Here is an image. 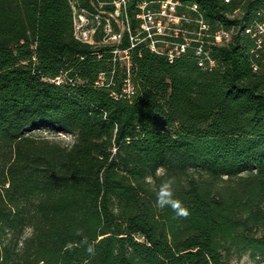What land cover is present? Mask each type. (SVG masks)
<instances>
[{
    "label": "trees",
    "instance_id": "1",
    "mask_svg": "<svg viewBox=\"0 0 264 264\" xmlns=\"http://www.w3.org/2000/svg\"><path fill=\"white\" fill-rule=\"evenodd\" d=\"M179 1L231 31L211 69L193 42L172 62L139 43L127 70L67 0H0V264H264V0ZM169 176L186 218L156 205Z\"/></svg>",
    "mask_w": 264,
    "mask_h": 264
},
{
    "label": "built area",
    "instance_id": "2",
    "mask_svg": "<svg viewBox=\"0 0 264 264\" xmlns=\"http://www.w3.org/2000/svg\"><path fill=\"white\" fill-rule=\"evenodd\" d=\"M71 10L72 33L76 40L95 44V37L101 34L102 44L113 45L110 51L112 61H120L128 70L131 52L135 45L143 44L157 54H163L172 62L191 43L198 56V65L211 69L215 60L204 49L209 43L222 44L231 37V31L224 29L210 32L207 23L200 15L196 3L184 5L179 0H138L134 19L137 24L132 29L127 14L129 0H89L90 7L80 5L79 0H67ZM228 2V0H225ZM111 6L112 9H106ZM194 16H192L193 14ZM258 32L264 37V24H257ZM249 32V28L246 29ZM129 39V46L119 48L123 34ZM259 41V40H258ZM67 72H61L51 79L56 85L62 84ZM106 77L99 74L95 84H103ZM127 77L123 79L122 92L126 96L134 93V86ZM71 81V79H68ZM106 85H109L108 83Z\"/></svg>",
    "mask_w": 264,
    "mask_h": 264
},
{
    "label": "clouds",
    "instance_id": "3",
    "mask_svg": "<svg viewBox=\"0 0 264 264\" xmlns=\"http://www.w3.org/2000/svg\"><path fill=\"white\" fill-rule=\"evenodd\" d=\"M175 182V177L169 176L161 183L157 192L156 205L161 209L170 207L177 216L186 218L189 215L188 209L182 205L181 201L174 198L173 186ZM87 252L90 255H94V247L89 245L87 247Z\"/></svg>",
    "mask_w": 264,
    "mask_h": 264
},
{
    "label": "rangeland",
    "instance_id": "4",
    "mask_svg": "<svg viewBox=\"0 0 264 264\" xmlns=\"http://www.w3.org/2000/svg\"><path fill=\"white\" fill-rule=\"evenodd\" d=\"M43 134L44 133V130H43ZM49 135V133H47ZM59 139H67L68 137L67 136H62V135H59L57 136ZM228 264H259L258 263V259L256 257H251L250 255L248 254H244L242 256H239V257H231L228 261Z\"/></svg>",
    "mask_w": 264,
    "mask_h": 264
}]
</instances>
